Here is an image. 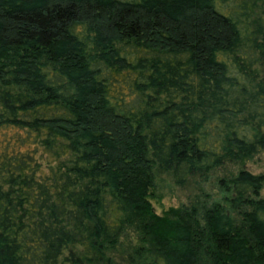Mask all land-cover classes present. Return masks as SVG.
I'll return each instance as SVG.
<instances>
[{"label": "trees", "instance_id": "trees-1", "mask_svg": "<svg viewBox=\"0 0 264 264\" xmlns=\"http://www.w3.org/2000/svg\"><path fill=\"white\" fill-rule=\"evenodd\" d=\"M264 0H0V264H264Z\"/></svg>", "mask_w": 264, "mask_h": 264}, {"label": "rangeland", "instance_id": "rangeland-1", "mask_svg": "<svg viewBox=\"0 0 264 264\" xmlns=\"http://www.w3.org/2000/svg\"><path fill=\"white\" fill-rule=\"evenodd\" d=\"M241 168L264 175V151H260L244 163H226L209 171L206 176H191L184 185L175 184L169 173L155 169L150 197L154 211L162 214L170 207L187 205L193 201H199L204 205L212 202L223 203L225 192L219 184L220 180L236 174ZM260 195L264 197V185Z\"/></svg>", "mask_w": 264, "mask_h": 264}]
</instances>
